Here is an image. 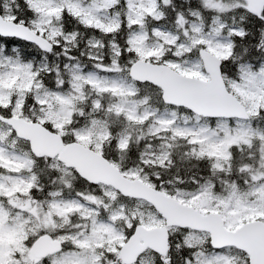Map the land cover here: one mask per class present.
I'll list each match as a JSON object with an SVG mask.
<instances>
[{"label":"snow or ice","instance_id":"1","mask_svg":"<svg viewBox=\"0 0 264 264\" xmlns=\"http://www.w3.org/2000/svg\"><path fill=\"white\" fill-rule=\"evenodd\" d=\"M0 264H264V0H0Z\"/></svg>","mask_w":264,"mask_h":264}]
</instances>
